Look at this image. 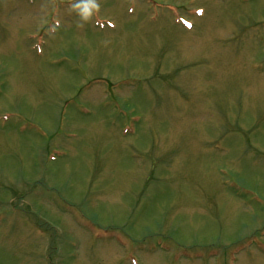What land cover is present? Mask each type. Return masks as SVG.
<instances>
[{"label": "rangeland", "instance_id": "obj_1", "mask_svg": "<svg viewBox=\"0 0 264 264\" xmlns=\"http://www.w3.org/2000/svg\"><path fill=\"white\" fill-rule=\"evenodd\" d=\"M0 0V264H264V0Z\"/></svg>", "mask_w": 264, "mask_h": 264}, {"label": "clouds", "instance_id": "obj_2", "mask_svg": "<svg viewBox=\"0 0 264 264\" xmlns=\"http://www.w3.org/2000/svg\"><path fill=\"white\" fill-rule=\"evenodd\" d=\"M71 10L76 14L82 23L78 26L82 27L83 23H87L100 9L99 0H71Z\"/></svg>", "mask_w": 264, "mask_h": 264}]
</instances>
